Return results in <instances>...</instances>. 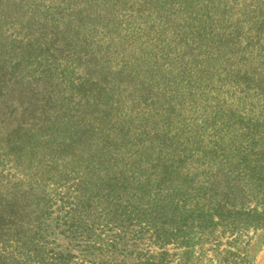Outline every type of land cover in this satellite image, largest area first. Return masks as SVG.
<instances>
[{
	"label": "trees",
	"instance_id": "trees-1",
	"mask_svg": "<svg viewBox=\"0 0 264 264\" xmlns=\"http://www.w3.org/2000/svg\"><path fill=\"white\" fill-rule=\"evenodd\" d=\"M252 202L264 0H0V264H171Z\"/></svg>",
	"mask_w": 264,
	"mask_h": 264
},
{
	"label": "rangeland",
	"instance_id": "rangeland-1",
	"mask_svg": "<svg viewBox=\"0 0 264 264\" xmlns=\"http://www.w3.org/2000/svg\"><path fill=\"white\" fill-rule=\"evenodd\" d=\"M242 209H255L261 214L264 206L252 202ZM215 222L214 227L206 223V230L189 231L185 244L175 242L164 247L168 261L171 264H264V227L234 221L231 217ZM140 248L146 255L163 251L149 243Z\"/></svg>",
	"mask_w": 264,
	"mask_h": 264
}]
</instances>
